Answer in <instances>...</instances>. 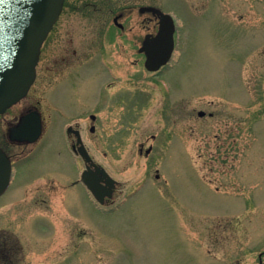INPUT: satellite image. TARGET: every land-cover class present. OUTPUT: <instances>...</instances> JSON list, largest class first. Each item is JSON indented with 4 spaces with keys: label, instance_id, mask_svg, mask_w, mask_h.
<instances>
[{
    "label": "rangeland",
    "instance_id": "374dc122",
    "mask_svg": "<svg viewBox=\"0 0 264 264\" xmlns=\"http://www.w3.org/2000/svg\"><path fill=\"white\" fill-rule=\"evenodd\" d=\"M144 6L177 22L173 62L159 74L146 69L140 51L158 28L140 15ZM119 14L124 30L113 23ZM25 99L48 129L33 167L19 173L15 199L44 174L28 189L51 201L53 214L60 210L62 185L77 176L64 125L79 115L95 162L121 182L113 200L126 202L115 210L101 211L82 186L68 193L67 222L86 233L74 264H259L264 0H66ZM90 114L100 118L95 134L85 129ZM153 135L155 154L140 156Z\"/></svg>",
    "mask_w": 264,
    "mask_h": 264
},
{
    "label": "flooded vegetation",
    "instance_id": "af4514ba",
    "mask_svg": "<svg viewBox=\"0 0 264 264\" xmlns=\"http://www.w3.org/2000/svg\"><path fill=\"white\" fill-rule=\"evenodd\" d=\"M140 15H151L153 20L156 19L155 22L159 27V19L151 12L140 13ZM123 18L124 15L119 14L113 19V23L122 30L125 28L121 24ZM156 33L146 34L141 44L148 35H155ZM110 74H113V70ZM113 75L110 76L115 78L116 74ZM97 103L101 106L100 101ZM50 106L56 112L55 102L49 103L48 108ZM84 110L81 111L82 114ZM80 116L82 115L67 122V131L70 129L71 132L64 137L67 152L75 159L77 176L71 181V185H65L66 183L62 185L64 186L60 191L62 200L59 202L61 208L53 214L51 211L52 202L41 200L34 192H31V189L30 191L28 189L35 180L44 177V174L34 178L31 184L25 186L22 189L24 191L22 196L15 199L16 193L14 192L20 171L32 168L36 160V152L39 150L48 129V126L45 127V117L43 118L37 105L26 101V99L0 115V264H74V257L85 251L84 248H81V243L86 238V233H81V228L74 232L73 226L71 227L72 223L67 222L72 220L70 217L73 215V202L68 200V193L72 192V188L82 186L85 188L86 194L90 196L89 190L80 180L84 170L89 166L79 152L82 146L78 143L79 135L88 149L82 130L85 119L83 120V117ZM205 116L203 115L202 118ZM38 117L42 121L38 122L41 125L42 135L35 138L33 133ZM210 117H213V114H210ZM27 118L31 119L33 126L32 131L28 133L24 125V120ZM99 119L96 114H90L89 121L91 124L86 125L85 129L89 128V132L95 134ZM157 140L156 135H153L150 139L142 142L139 148L140 156L149 158L154 155ZM92 169L94 168L92 167ZM156 171L154 178L158 183H164L165 179L160 169ZM50 173L48 176L57 175L62 182L64 181V174L58 175L53 171ZM143 182L141 183L143 184ZM122 191L121 182L118 181L114 189V198L118 192ZM39 204L41 206L47 205L46 209L41 211ZM95 204L99 206L101 211H110L119 208L124 204V201L116 202L112 199H106L104 205L96 202ZM13 213L16 215L11 218ZM258 257L259 264H263L264 252L260 253Z\"/></svg>",
    "mask_w": 264,
    "mask_h": 264
},
{
    "label": "water",
    "instance_id": "95a60500",
    "mask_svg": "<svg viewBox=\"0 0 264 264\" xmlns=\"http://www.w3.org/2000/svg\"><path fill=\"white\" fill-rule=\"evenodd\" d=\"M65 0H0V113L22 99L36 79V67L41 48L58 20ZM151 12L161 19V28L154 39L147 37L141 51L148 50L146 66L157 71L167 64L173 54L175 25L169 15L156 8H142L141 13ZM89 159V157H87ZM84 180L96 198L104 201L106 192L111 196L115 186L104 170L95 175L99 180ZM105 181L109 189L101 185Z\"/></svg>",
    "mask_w": 264,
    "mask_h": 264
}]
</instances>
